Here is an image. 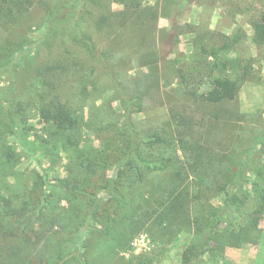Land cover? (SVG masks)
<instances>
[{
    "label": "rangeland",
    "instance_id": "374dc122",
    "mask_svg": "<svg viewBox=\"0 0 264 264\" xmlns=\"http://www.w3.org/2000/svg\"><path fill=\"white\" fill-rule=\"evenodd\" d=\"M126 3V29L112 35L123 25L114 22L113 14ZM132 7L145 12L141 19L133 15ZM152 12H157V20L146 22ZM106 16L110 25L99 21ZM263 17L264 0L34 1L18 28L5 31L0 25V45L7 39L12 42V52L0 54V66L5 63L0 67V195L31 192L30 207L36 214L32 227L43 236L55 224L53 209L63 208L62 224L76 213L86 228L75 238L64 236V241L76 255L89 248L87 260L92 264H248L259 248L264 249V215L259 220L258 244L214 245L190 262L183 260L184 233L172 240L153 238L141 229V219L130 231L127 224L113 221L115 246L95 242L106 238L101 233L110 213L118 210L117 219L123 214L112 198L115 193L126 194L128 212L137 205L141 209L138 188L148 194L166 172L190 161L180 138L186 144L204 141L216 155L232 157L231 169L245 176L227 187L236 197L222 195L213 202L217 211L224 212L223 225L247 219L255 206L252 183L264 174V32L255 27ZM141 20L155 41V63L143 67L133 43ZM89 41L97 52L88 51ZM101 53L109 58L110 67L99 62ZM49 57L61 66L53 72L46 68L36 77L35 68L49 62ZM240 65H248L250 75L236 99L221 104L194 102L193 92L207 90L217 76H235ZM123 91L134 106L124 103ZM40 92L48 98L57 95L68 105L76 120L73 128L60 130L39 115ZM15 94L22 108L11 101ZM133 138L134 143L156 138L157 144L147 145L144 153L148 159H169L166 171H154L151 174H158L157 178L139 181L133 163L127 162ZM105 151L110 158L99 161L93 172L79 168L85 157L101 160ZM9 152L14 156L9 158ZM244 155L248 161L242 170ZM110 182L118 190L103 189ZM42 195L45 201L39 208L35 199ZM85 206H91L94 216H83ZM127 231L131 237L125 245Z\"/></svg>",
    "mask_w": 264,
    "mask_h": 264
},
{
    "label": "trees",
    "instance_id": "16d2710c",
    "mask_svg": "<svg viewBox=\"0 0 264 264\" xmlns=\"http://www.w3.org/2000/svg\"><path fill=\"white\" fill-rule=\"evenodd\" d=\"M34 1L36 0H0V25L2 28L5 31L18 28L22 16L29 11L30 5ZM126 5L124 9L113 14L114 22L123 25L118 26L119 29L112 31V35L119 34L118 31L122 30L123 27L126 29L125 25L128 22L125 20V15L128 11L127 7H129L128 3ZM132 9L135 10L133 15H138L139 19L145 13L144 11L141 12V9L133 7ZM153 13L150 14V17L145 18L146 22L152 21L153 18L157 20V12ZM55 20L56 17L52 19V21ZM99 21H105L108 25L111 24L107 20V16L105 18L101 17ZM142 21V28L134 32L137 40L135 39L133 42L137 52L141 53V67L155 63V60H153L155 41L153 42V39H150L146 34V22L143 24ZM255 27L257 31L264 32V17L261 21L255 22ZM89 43L88 51L91 54L92 52H97L95 44L90 41ZM11 44V40L7 39L3 45H0V51L2 50L0 54L7 56L8 51L12 52ZM141 49L145 51L141 52ZM98 58L102 66L105 68L110 67L108 64L109 58L106 59V54L101 53ZM47 60L49 62L41 63L35 68L36 77L38 75L42 76L46 68L53 72L61 66L60 61H53L50 57ZM70 65L76 67L75 62L70 63ZM4 66L5 63L1 64L0 67ZM237 69L238 72L236 71L237 74L235 76H217L207 90L201 93L193 92L194 102L199 104H221L236 99L242 83L250 75L248 65H240ZM27 84L28 82L22 86L25 88ZM45 93L40 92L39 94V115L45 121L53 123L60 130L73 128L76 120L72 115V110L57 95L48 98ZM122 93L123 101L128 108L134 106V100L125 91ZM11 101L19 105L20 108L23 107V103L17 94L12 96ZM4 117L6 120V116ZM262 140L264 144V137ZM133 141L137 140L134 138L130 140L131 148L127 162L133 163L136 168L133 171L139 181L143 182L145 179L157 178L158 174H151L154 171H166L170 163L169 159H157L156 157L148 159V156L144 153L147 145L152 144L151 146H153L157 144L156 138L154 141L149 142H146L145 139V142L141 141V143H134ZM179 142L190 161L183 160L180 167L175 166L174 169L166 172L164 180L157 182L148 194L144 193L142 188L141 190L138 188L136 192L141 193L139 195L141 196V209L137 205L132 212H128L125 207L126 194L121 191H119L120 193H115V197L112 196V198L116 206L122 209L123 214L117 219L115 217L119 214L118 210L110 213L107 221L104 222V230L101 233V236L106 238H101L95 243L106 245V241H112L111 236L115 237L113 221L117 220L120 223L127 224L128 231H130L134 224L140 222L141 219V227H144L141 229L145 230L153 238H160L161 235L163 238L160 239L172 240L178 234L184 233L187 237L184 241L186 244L183 251L184 262H190L198 252L211 251L214 245L240 248L247 244H258L262 235L259 220L264 215V174L259 173L262 176L261 179L252 183L255 206L247 214V219L237 225L232 224V222L223 225L224 212L217 211L213 201L222 195L236 197L235 191H229L227 187L235 183L239 177L245 176V173L240 174L233 171L229 161L232 157L223 158L221 154L216 155L212 147L208 146L204 141L196 140L186 144L187 141L184 138H180ZM104 154L101 160L91 155L85 157L82 159L79 168L84 169L83 171L92 170L93 172L98 167L99 161L110 158L108 151H105ZM7 156L11 158L14 153L9 152ZM223 159H226L228 163L225 162L226 164H224ZM174 161L178 162L181 160L179 157H174ZM247 161L248 157L244 155L240 162L242 170ZM146 169L149 170L147 171ZM102 187L103 189L118 190L116 185L111 182L108 186ZM74 189L76 190L77 188ZM78 189L80 192V188ZM33 200L34 195L31 192L19 193L17 196L10 197L0 195V264H80V261L84 264H92L91 261L87 260V256L90 254L88 252L89 248H86L84 254L78 252L76 255L71 252V249H68L70 243L64 241L65 237L75 238L77 232L82 231L84 227L86 228V226L79 223L81 219L78 218V215L76 213L69 215V222L62 224L60 220L65 218L60 214V210L63 208L60 209L58 206L56 210H52L55 224L51 225L50 234L43 236L39 233L37 234L32 227L33 215H36L30 207ZM35 201H37V207L40 208L45 201V197L43 195L37 196ZM145 202L146 204H144ZM90 208L91 206H85V211L82 212L83 216H94V211L92 212ZM55 226L57 228H54ZM128 231L126 232L125 245L129 237H131ZM69 241L72 243L73 239ZM111 244L115 246L112 242ZM110 247L113 248V246Z\"/></svg>",
    "mask_w": 264,
    "mask_h": 264
},
{
    "label": "crops",
    "instance_id": "0c3cea01",
    "mask_svg": "<svg viewBox=\"0 0 264 264\" xmlns=\"http://www.w3.org/2000/svg\"><path fill=\"white\" fill-rule=\"evenodd\" d=\"M248 264H264V249L259 248Z\"/></svg>",
    "mask_w": 264,
    "mask_h": 264
}]
</instances>
